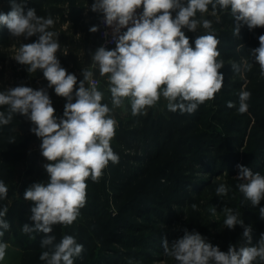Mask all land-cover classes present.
Listing matches in <instances>:
<instances>
[{
	"label": "clouds",
	"instance_id": "1",
	"mask_svg": "<svg viewBox=\"0 0 264 264\" xmlns=\"http://www.w3.org/2000/svg\"><path fill=\"white\" fill-rule=\"evenodd\" d=\"M9 3L11 10L0 12V25L8 29L10 37L37 36L32 43L20 44L12 58L26 66L29 74L42 71L48 88H54L55 94L67 101L63 116L58 118L44 88L20 85L0 91V108L5 109L0 111V125L10 124L17 114L26 117L33 125L30 131L42 141V156L49 161L43 166L48 183H34L24 192V200L32 204L29 219L33 224L25 223L22 231L43 234L40 247L45 250L39 260L44 264H74L84 246L72 235L56 242L53 226L73 224L87 203V180L98 182L109 162H119L111 148L117 124L111 115L113 109L129 99L133 116L146 115V110L163 97L168 111L193 114L201 104L214 99L223 87L225 77L220 69L224 61L218 59L220 41L212 31L213 21L205 16L220 23V12H230L233 35L239 36L242 25L249 30L264 27V0H187L186 5L183 0H93L91 11L103 14V22L112 28L116 43L114 50L101 46L91 53L92 66L98 67L101 76H107L111 108L102 103L104 94L98 90L93 71L82 69L83 79L78 81L75 74L61 66L56 55L61 51L59 34L51 30L55 25L51 15L38 16L34 8L25 12L27 0ZM123 28L127 30L121 33ZM184 28L208 31L195 39L193 48ZM89 31L95 33L98 27ZM258 40L259 47L250 55L264 78V34ZM251 67L246 58L231 64L232 71L242 79ZM250 98L251 92L242 87L238 94L240 114L248 111ZM227 106L236 107L233 102ZM237 168L236 189L243 196L241 204L260 205L264 200V175L254 174L243 165ZM8 191L0 180V199H6ZM229 191L225 183L215 188L218 197L227 196ZM192 208L196 210L197 205ZM210 211L216 214L215 207ZM7 212L6 206L0 210V237L10 228L5 219ZM223 213V224L228 229L236 225L244 228L242 235L248 246L237 249L229 245L224 252L199 232L185 230L183 237L171 245L162 238L163 255L176 264H264V233L252 245V228L244 226L240 213L229 207H224ZM259 215L264 219V207L259 208ZM7 248L8 244L0 240V261H4Z\"/></svg>",
	"mask_w": 264,
	"mask_h": 264
},
{
	"label": "rangeland",
	"instance_id": "2",
	"mask_svg": "<svg viewBox=\"0 0 264 264\" xmlns=\"http://www.w3.org/2000/svg\"><path fill=\"white\" fill-rule=\"evenodd\" d=\"M68 1L85 5L82 13L87 16L85 23L94 20L91 27L97 26L96 21L101 13L91 11L93 0ZM90 12L92 15L88 16ZM67 25L68 23H65L62 30H65ZM2 29L7 28L4 26ZM261 29L262 27H257L249 30L248 39L237 47V59L223 60L224 67L220 69L225 77L222 89L215 94L214 99L201 104L193 114L168 111L167 101L161 97L155 106L146 110V115H140L147 117L146 122L141 123L146 148L158 146L156 158L147 159L146 164L149 167L144 175L122 189H115L109 183L111 176L108 170L111 163L109 162L98 182L87 181V197L95 190V196L92 197V203L95 205L94 213L82 208L73 224L53 226L52 234L56 236V242H59L64 235H72L84 246L81 257L76 258L74 264H160V262L176 264L172 258L163 255L162 238H166L171 245L172 241L183 237L185 230L196 231L197 226H202L203 223L223 222L225 218L223 208L227 201L218 202L221 199L215 192H207V184L213 180H222L228 175L237 176L239 173L237 165H245L253 171L257 169L264 175V154L259 153L255 157L257 149L253 144L246 156L245 145L235 147L234 153L238 152V155L228 168L220 167L221 164L211 162L202 154L204 148H210L208 142L212 135L224 136L223 126L215 116L220 107L227 105L228 102L236 105L232 108V112H238V94L242 87L251 92L246 112L249 124L244 140H249L248 135L252 130L257 134L255 142L260 134H264V78L260 76L259 65L250 55L252 49L259 47L258 37L263 34ZM200 30L202 28L195 32H201ZM182 31L186 32L188 29L184 28ZM12 39L5 62L6 81L9 83L7 88L17 86L13 74L20 72V67L12 57L20 44L27 42L24 37H12ZM87 40L88 45L79 53L84 62L83 69L93 71V77L99 81L98 90L104 94L102 103L108 104L111 108L107 76H101L98 67L92 66L91 53H94L99 45L97 32H90ZM189 40L194 48L195 40ZM64 49L63 47L61 52L64 53ZM241 58H246L252 64L251 70L248 71L250 77L245 75V79H242L238 73L233 74L231 68L232 62H240ZM64 68L68 73L75 74L78 81L83 79L82 70L73 71L70 65ZM32 75L35 76V81L23 80L22 84L26 83L33 89H46L55 109V115L58 118L62 117L66 99L56 95L54 88H48V81L42 71L39 70ZM230 82H237L238 88L229 91ZM111 115L117 122L116 129L126 127L128 119L137 117L132 115L129 99L124 100L122 107L114 108ZM224 115L225 113H220L219 117L225 119ZM32 127V123L19 114L13 117L10 124L0 125V180H3L9 189L7 198L0 199V210L5 206L8 208L5 219L10 224L4 236L0 237V240L8 244L5 259L0 261V264H44L39 260L41 252L45 250L40 247L43 234L28 235L22 231L25 223L33 224L29 219L32 204L24 200V192L34 183L47 184L49 181V176L43 167L49 161L42 156L40 149L42 141L30 131ZM111 142H114V138ZM142 148L144 143L141 145ZM189 150L195 151L196 157L198 156L200 160L190 161ZM222 155L224 157L226 152H222ZM186 160L188 164L185 163ZM186 165L191 166L194 171L190 186L185 185L187 182L185 179L189 174L184 172ZM155 200L159 201L157 212L151 209L140 211L139 206ZM193 204L197 205L196 210L192 208ZM212 207L216 208L215 215L210 211ZM132 210L136 212L133 213ZM111 230L118 231L119 234H116L118 239L117 237L112 239L113 236L109 234ZM85 236L87 239L83 240ZM86 240L89 241L85 242Z\"/></svg>",
	"mask_w": 264,
	"mask_h": 264
},
{
	"label": "trees",
	"instance_id": "3",
	"mask_svg": "<svg viewBox=\"0 0 264 264\" xmlns=\"http://www.w3.org/2000/svg\"><path fill=\"white\" fill-rule=\"evenodd\" d=\"M67 1L68 0H27L25 12L28 8H34L38 16L51 15L55 21L54 28L51 30L59 34L58 41L61 45V49L63 47L65 48L64 53L60 51L56 54L57 58L60 60V63L63 67L70 65L73 71L78 69L82 70L84 68V62L79 53L82 48H86L88 45L89 41L87 38L90 35L89 29L91 28V24L94 23V20H90L89 22L85 23V18L87 16L82 14L85 5L73 4L69 1L68 3ZM183 2L185 5L187 4V0H184ZM10 10L11 6L9 0H0V12L6 14ZM91 15L92 12L88 14V16ZM197 16L199 17V13ZM220 16V23H216L214 17L208 15L205 16L206 19L213 21L212 31L220 41V44L218 45V50L221 53L220 58L222 60H227L228 58L237 59V47L248 39L249 29L246 25H242L239 36L233 35L234 20L231 17L230 12H220ZM65 23H68V25L66 26L65 30H62V26ZM2 26L3 25H0V91L6 90L7 86L9 85V83L6 81L7 66L5 65V62L8 58L9 49L13 42L8 30H3L2 28L4 26ZM262 29L264 34V27H262ZM200 31L201 32L196 33L188 30L184 33L189 39L195 40L198 36L207 34L208 30H204L202 28ZM36 39L37 36H32L27 39L26 44L32 43L36 41ZM108 49L113 50L112 48ZM65 53H67V55H64ZM18 66L20 67V72H14L13 74V76L16 77L14 83L17 86H28L26 83L22 84L23 80L26 82L35 81V76L27 72L26 66L19 63ZM233 74L236 73L233 72ZM245 75L250 77V72H247ZM237 88V82L229 83V91L235 90ZM0 110L2 111L5 109L0 108ZM220 113H225V119H221L219 117ZM146 118L147 117L137 116L136 118L128 119L126 127L115 129L114 142H111V148L119 156V162L116 164L110 163L108 169L110 170L111 174L109 183L115 189H122L131 181L144 175L149 167L146 164L147 159L156 158L158 146H155L154 148H146L143 127L141 126L142 122H146ZM148 118L150 119V117ZM215 119L222 124L224 136H211L208 142L210 148L206 147L202 152L205 157H208V160L214 163L218 162V164H221L220 167L222 168H228V166L232 163V160L236 158V155H238V152L236 154L234 153L235 147L241 146L242 144L245 145L244 148H246L244 154L245 156L247 151L250 150L252 144L255 145V149H257L255 157H257L259 153L264 154V134H260L257 141L255 142L257 134L254 132V130H252V132L248 135L249 140H244L246 128L249 124V117L246 115V113H234L232 112V108H229L227 105H225L220 107ZM143 143L144 148L141 149V145ZM140 149L142 150L141 153L139 152ZM131 150L134 152L130 153L129 151ZM222 152H226L224 157ZM188 159L190 161L200 160L198 156L196 157L195 151L192 150H189ZM185 163L188 164V160H186ZM251 171L254 174H262L257 169L256 171ZM184 172L189 173L185 179L187 181L185 182V185L190 186V180L194 177L192 175L194 172L193 168L186 165ZM235 177L236 176L228 175L222 180H213L207 184V192L214 193L215 188L220 183H225L227 186H229L230 191L228 195L225 197H219L221 200L218 202H224V200H226L227 203L225 204V207L232 208L233 210H236L240 213L241 219L244 222V226H251L252 228V245H255L258 242L261 233H264V219H261L259 215V208L264 207V200H261L260 205L256 207H253L250 204L242 205L241 201L243 200V196L236 189L237 181ZM87 181L94 183L90 178ZM94 191L90 193V196L88 195L89 197H87V203L85 207H83V209L93 213L95 209V205L92 203V197L95 196ZM215 200L217 201V198H215ZM139 207L141 212L145 210L149 211L150 209L154 212H157V209H159V201L155 200L149 202L148 204H142ZM132 212L135 213L136 211L132 210ZM243 231L244 228L240 225H236L234 229H228L226 226H224L223 222H206L205 224L203 223L202 226H197L196 230V232H199L203 237L206 238L207 242L211 243L213 246H218L220 250L224 252L228 251L229 245H235L237 249L240 246H248L246 239L242 235ZM109 234L113 236L112 239H116L118 236H116V234L119 233L118 231L115 232L114 230H111L109 231ZM89 237L90 236H88V238ZM82 239L85 240L87 237L85 236ZM88 241L86 240L85 242ZM103 243L105 245L104 241Z\"/></svg>",
	"mask_w": 264,
	"mask_h": 264
},
{
	"label": "built area",
	"instance_id": "4",
	"mask_svg": "<svg viewBox=\"0 0 264 264\" xmlns=\"http://www.w3.org/2000/svg\"><path fill=\"white\" fill-rule=\"evenodd\" d=\"M140 12H142V8L137 10V14H139ZM103 20H104V17H103V14L101 13L97 21V27H98L97 37L99 40V45L97 48L104 46L106 47V49L108 48L115 49L116 43L113 38V30L111 27L107 26L103 22ZM126 30L127 28L121 29V33L125 32ZM93 79L97 81V86H98L99 85L98 79L94 77Z\"/></svg>",
	"mask_w": 264,
	"mask_h": 264
},
{
	"label": "crops",
	"instance_id": "5",
	"mask_svg": "<svg viewBox=\"0 0 264 264\" xmlns=\"http://www.w3.org/2000/svg\"><path fill=\"white\" fill-rule=\"evenodd\" d=\"M174 14H173V18L175 17V15H176V13L175 12H173ZM97 45V44H96Z\"/></svg>",
	"mask_w": 264,
	"mask_h": 264
}]
</instances>
